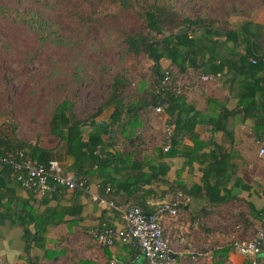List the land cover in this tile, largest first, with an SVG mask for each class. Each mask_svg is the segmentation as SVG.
I'll return each instance as SVG.
<instances>
[{
	"label": "trees",
	"instance_id": "trees-1",
	"mask_svg": "<svg viewBox=\"0 0 264 264\" xmlns=\"http://www.w3.org/2000/svg\"><path fill=\"white\" fill-rule=\"evenodd\" d=\"M216 1L223 8L220 15L211 12ZM257 1L264 7V0ZM198 2L201 3V12L192 15L175 0H0V56L42 59L45 68L53 71L61 67L59 59L73 60L72 56L84 46L87 38L98 35L108 21L135 13L142 27L133 33L121 34L120 59L124 61L127 57L145 55L153 63L157 87L153 89L152 85L141 82L133 88L137 90H130V78L122 72L124 67L120 68L121 71L109 76L110 89L105 102L87 119H80L75 113L76 94L72 93L52 106L48 112V125L50 135L58 139L56 149H43L38 144L24 142L13 130L0 132V155L18 159L21 153L24 158L40 164L57 161L63 174L72 173L78 181L99 178L100 195L107 199L111 194L112 180H103L104 174L112 164H120L122 169L138 171L139 186L156 183L168 187L159 195L152 192L155 200H162L166 194L171 197L176 192L196 197L204 191L210 203L220 202L219 187L228 158L225 153L211 155L213 160L202 170L201 184L190 189L182 184L180 172L172 182L162 178L167 168H162L160 160L183 155L176 148L179 137L192 135L195 149L186 155L189 162L204 157L199 156L198 150L207 146L194 134L197 117L191 114L193 109L186 97L174 93L175 81L168 88L161 90L158 87L165 72H171L167 69L169 67L163 68L162 65L168 62L180 73L191 70L194 75H214L224 88L238 90L240 95L234 108L228 109L225 101L209 97L206 98L205 113L210 116L209 120L219 123L217 130L229 139L233 130L228 129V120L236 117L254 120L252 133L258 138L264 134V30L261 24L251 21H242L235 27L230 18L243 16L248 9L232 3V0ZM157 106L162 108L164 127L172 128L169 139L164 129V146L157 147L151 158L139 161L134 160L137 157L135 152H112V145L108 142L117 138L112 134L119 132L123 141L129 142L141 129L145 114ZM110 108L107 123L100 124L96 118ZM167 145L169 150L165 152ZM70 158L72 162L68 165L66 161ZM144 167L150 172L142 173ZM0 168L1 185L11 177L16 179L9 167ZM129 182L134 184L132 188H137L138 182ZM147 191L151 193L144 190V194H148ZM4 197L7 196L0 195V216L13 215V222L25 228L26 243L41 248L46 259H53L54 254L49 255L53 250L46 246L45 232L47 227L65 221L55 222L53 215L17 209L14 197ZM158 206L153 208L146 201L134 205L145 214H153ZM29 227H33V231ZM231 248L229 243L213 250L212 263L225 264ZM32 264H38V260L34 259Z\"/></svg>",
	"mask_w": 264,
	"mask_h": 264
},
{
	"label": "crops",
	"instance_id": "crops-1",
	"mask_svg": "<svg viewBox=\"0 0 264 264\" xmlns=\"http://www.w3.org/2000/svg\"><path fill=\"white\" fill-rule=\"evenodd\" d=\"M164 64L170 65L168 62ZM202 76H212L213 79L201 81ZM196 80L203 83L202 86L196 85ZM174 81L175 87L182 91L181 96L186 97L187 103L193 109L191 114L197 117L195 136L199 141L207 143V146L198 150L199 156L204 157L189 162L186 155L195 149L192 135L179 137L176 148L183 155L160 160L162 168H167L166 175L162 178L172 182L176 173L180 172L182 184L190 189L201 184L202 170L213 160L211 155L225 153L228 156L223 181L219 187L220 202L210 203L204 191L196 197L182 193L189 199L182 201L179 216H164L162 219L172 257L174 261H178L179 255H185L176 240L180 232H186L188 239L196 246L209 242L215 249H220L231 243L233 238L239 241L253 238L257 228L264 223V155L259 154L260 148H264V134L255 137L252 133L254 120H243L241 117L227 121L228 129L233 130L231 139L217 130L219 123L209 120L210 116L205 113L206 98L225 101L226 107L232 109L240 95L238 90L235 92L228 87L224 88L218 77L210 74L194 75L191 70H187L181 73L178 81ZM162 101L164 104V100ZM107 121L98 120L100 124H106ZM140 128L129 142H124L119 132L113 133L116 140L108 142L112 145V152H135L137 157L134 160L139 161L151 158L157 147L164 146V120H144ZM137 135H141V139ZM27 143L38 144L48 150L56 149L59 145L58 142L54 148L47 147L42 140ZM220 147L222 150H219ZM71 162L70 158L66 164ZM141 172L150 171L148 167H144ZM67 175L73 176L72 173ZM138 177V171L122 169L120 164H112L103 177V180H112L109 199L100 195L102 192L98 185L101 179L96 177L88 179L85 193L57 189L53 194L46 195L27 192L13 177L5 180L4 185L0 184V195L14 197L17 209L25 208L37 214H50L55 222L65 223L47 227L46 246L53 250L49 255L54 254V257L46 259L41 248L26 243L25 228L13 222V215L0 216V255L3 264H32L34 259L38 260V264H107L110 261H115L116 264H147L137 247L120 242L111 247H103L94 237L95 230L103 227L120 228L123 225L121 214L109 208L107 201L121 206H134L146 201L155 208L159 202L170 198V194H166L162 200H155L152 192L159 195L161 191L168 190V187L156 183L142 187L139 186ZM129 180L138 182L136 189L132 188L134 184L128 183ZM144 190L151 193L147 191L148 194H144ZM29 229L33 231V227ZM252 260L235 253L231 248L225 264H252ZM256 260L257 264H264V252Z\"/></svg>",
	"mask_w": 264,
	"mask_h": 264
},
{
	"label": "rangeland",
	"instance_id": "rangeland-1",
	"mask_svg": "<svg viewBox=\"0 0 264 264\" xmlns=\"http://www.w3.org/2000/svg\"><path fill=\"white\" fill-rule=\"evenodd\" d=\"M175 1L183 4L192 15L201 12L202 7L198 0ZM232 3L248 9L245 15L230 18L235 27L242 21H251L261 24L264 30V7L257 0H232ZM222 9L217 1L211 6L214 15H220ZM141 27L135 13L108 21L98 35L87 38L84 46L72 56L73 60L59 59L61 67L55 71L45 68L42 59L14 56L8 59L0 56V132L10 133L14 130L22 141L42 140L47 147L54 148L58 139L49 133L48 112L61 99L72 93L76 94L75 113L78 118L87 119L105 102L110 89L109 76L121 71L120 68L123 67L122 72L130 78V90H137L133 88L141 82L152 85L154 89L153 63L145 55L127 57L124 61L120 59L121 34L133 33ZM162 67L171 69L172 81L181 78V73L174 70L175 68L166 64ZM195 83L198 86L203 84L197 80ZM110 112L111 108L100 114L96 120H108ZM145 115L146 120H165L163 113L157 114L154 110H149ZM164 235L167 238L166 230ZM176 240L185 255H179L175 264H213L212 254L216 250L213 246L206 249L200 244L198 247L195 245L196 253L191 255L185 253L186 247L179 244L178 237Z\"/></svg>",
	"mask_w": 264,
	"mask_h": 264
},
{
	"label": "built area",
	"instance_id": "built-area-1",
	"mask_svg": "<svg viewBox=\"0 0 264 264\" xmlns=\"http://www.w3.org/2000/svg\"><path fill=\"white\" fill-rule=\"evenodd\" d=\"M200 79L201 81H210L213 77L202 76ZM171 82L172 74L166 71L160 78L158 87L161 90L168 88ZM174 93L181 95L182 91L180 88H175ZM154 112L162 113V108L157 106ZM165 131L169 139L172 136V128L165 126ZM168 150L169 146L167 145L164 151ZM259 154L264 155L263 147L260 148ZM2 166L9 167L20 186L33 194H52L61 188L76 193L87 192V182L78 181L71 175L63 174L57 161L40 164L29 158H24L20 153L18 159L0 155V167ZM188 199L181 192H176L172 197L162 201L153 214H145L138 207L122 208L112 201H107L106 204L109 208L121 214L123 225L120 228L103 227L100 230H95L94 237L103 247H111L117 242L137 247L147 264H175L169 240L164 235L162 219L164 216L177 218L182 201ZM178 238L179 243L186 247L189 254L196 253L197 247L188 239L186 232H180ZM231 244L235 253L243 257H250L253 259L252 264H257L256 257L264 252V223L257 228L253 238L246 241L233 238ZM210 246L212 245L209 242L202 244V248L207 249ZM0 264H3L1 255ZM107 264H116V262L110 261Z\"/></svg>",
	"mask_w": 264,
	"mask_h": 264
},
{
	"label": "water",
	"instance_id": "water-1",
	"mask_svg": "<svg viewBox=\"0 0 264 264\" xmlns=\"http://www.w3.org/2000/svg\"><path fill=\"white\" fill-rule=\"evenodd\" d=\"M161 103H163V101L161 100ZM75 180H77V177H74Z\"/></svg>",
	"mask_w": 264,
	"mask_h": 264
}]
</instances>
